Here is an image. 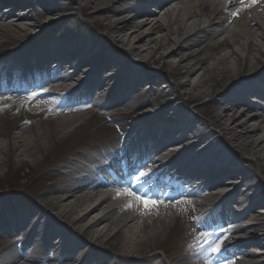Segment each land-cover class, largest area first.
Listing matches in <instances>:
<instances>
[{"label": "bare ground", "instance_id": "obj_1", "mask_svg": "<svg viewBox=\"0 0 264 264\" xmlns=\"http://www.w3.org/2000/svg\"><path fill=\"white\" fill-rule=\"evenodd\" d=\"M69 1L64 8L66 10L62 12L56 5L57 0H0L1 11L6 2L13 8H24L28 11L33 8L40 9L37 18L29 15L34 23H30L27 21L29 17H25L14 24L10 23L13 17L0 16V29L5 35L12 34L13 38L29 39L36 27L42 30L41 33L53 28L62 31L75 17L73 6L80 0ZM81 1L85 2L83 10L86 16L95 18L97 15L109 13L110 7L107 6L110 4L125 0ZM94 6L96 10L90 12ZM11 7H5V10L13 9ZM239 7V4L233 7L232 0H228L227 5L221 0H143L139 8L126 7L121 14L118 13L116 17L121 20L110 22L106 26L95 22L101 29H107L105 40L97 47L77 44L65 49L58 46L47 47L44 52H40L29 48L27 44L23 45L9 63V73L5 75L2 67L0 68V83L4 84V90L0 89V103H14L25 93L34 96L35 92H57L64 95L60 101L64 104L63 112L66 117L60 121L59 128L49 135L45 143L35 142L28 147L18 141V138H24L23 135L15 136L18 158L25 160L27 157L24 152H19L21 149L31 152L32 157L43 153L47 148L50 149L55 134L59 137L74 135L78 123L92 109L110 113L132 108L129 96L141 87L156 91L157 104L139 106L142 108L137 115H143L149 121L161 118L179 97L170 100L175 91L169 85L157 84V72L151 70L148 74H143V71L148 70L137 68L142 63L148 67L149 61L145 62L144 56L153 59L155 63H162L164 67L170 64L168 60L178 58L174 65L176 76L185 79L179 86L189 88L190 96H194L188 98L187 102L194 103L203 98L213 100L209 112L210 120L213 128L219 130L220 137L214 138L213 133L206 131L207 127L200 129L204 125L201 121L190 118L189 114L176 108L171 116V121L175 124L163 127L160 125L159 128L148 126L143 136L136 140V124L133 123L122 133L120 138L123 143L119 140L118 145L103 156L108 158L120 152L117 154L120 158H113L111 164H117L124 158L127 161L120 163L117 169L124 170L127 175L130 172L134 178L141 171L147 172L149 175L142 180L144 184H150L153 188L165 186L160 201L168 207L159 209H171L173 204L176 207L161 213L162 225L157 233L170 227L168 225L177 218L180 209L196 203L203 205L209 201L208 194H220L219 198L223 200L233 199L234 193H228L233 180L239 176L244 184L248 183L249 178L230 165H224L227 164L225 161L221 160L223 165L215 167L214 162L212 164L204 157L215 149L224 152L232 145L245 154L252 153L264 169V106L246 105V100L228 96L232 92L237 93L238 89L245 90L247 85L252 84L255 85L252 92L257 100L264 102V84L260 81L264 72L256 69L260 62V53L264 51V6L258 5L244 11L235 19L228 15L229 11H236ZM172 35L174 39L171 38ZM147 40L148 43L141 49L140 45ZM194 40L196 42L192 44ZM236 47L242 48L244 54L240 55ZM51 50H54V54L47 56ZM112 50L122 56L112 58L108 54ZM79 55L81 62L76 64L74 60ZM127 57L135 60L127 64ZM248 65L252 69L250 73L247 71ZM17 69L22 73L12 76L11 72ZM45 70L54 73L44 76ZM30 73L38 75L30 78ZM24 81H28V85ZM146 122L144 126L150 125V122L145 124ZM173 140H178L177 145H172ZM195 165L196 169L185 180L186 184H191L190 193L174 201L173 198L181 194L179 191H176L177 194L174 192L175 187L184 181L190 168ZM99 168L101 176H72L66 173V178L70 180L65 185L57 187L52 184L50 190L40 196L41 203L33 206L34 210L21 214V228L36 232L37 244L66 253L75 254L84 251L87 246L82 239L62 226L63 218H66V223L72 220L71 226L74 230L76 226L86 224L82 235L95 231V242L102 241L114 232V235L125 236L123 241L132 246L128 250L132 253L149 249H142L149 237L140 233L149 225V218L158 214L140 215L139 207L135 211H125L124 205L128 200L113 199L117 191L113 190V186L117 184L122 187V183L113 176L115 172L109 173L110 167L99 165ZM126 183L131 184V180L127 179ZM226 190L228 192L224 193ZM133 191L139 194L137 190ZM235 193L246 200H234L231 209H225V233L219 239L225 241L221 246V253L217 255L207 250L203 253L204 257L192 259L196 261L195 264H207L214 258H223L227 264H241L240 257L244 256V251L250 249L252 252L246 258L251 262L242 264H264V250H253L260 245L259 240L264 242V211L258 210L264 207V198L255 184L241 189L237 187ZM140 194L145 199L146 195ZM234 208L238 211H234ZM58 209L62 211V217H59L61 220L48 217V210L55 213ZM13 225V221L6 219L5 212L0 211V231H8ZM157 233L154 232V236ZM109 237L107 242L112 238ZM20 251L13 250L5 257L0 256V264H37L36 258H28ZM70 262H77L75 255L70 258ZM50 263L51 261H47L41 264ZM171 264L184 262L175 261Z\"/></svg>", "mask_w": 264, "mask_h": 264}, {"label": "rangeland", "instance_id": "obj_2", "mask_svg": "<svg viewBox=\"0 0 264 264\" xmlns=\"http://www.w3.org/2000/svg\"><path fill=\"white\" fill-rule=\"evenodd\" d=\"M69 2V0H58L57 6L63 12V10H66L64 8ZM130 3V0L112 3L110 6H107L110 7L109 13L90 18L86 16L83 10L85 2L80 0L77 5L73 6L75 17L70 20L66 28L64 27L62 31L53 28L45 33H41L42 30L36 27L32 30V38L30 37V39L25 37L13 38L11 36L12 34L5 35L0 29V59L15 53L26 43L30 48L32 47L33 50H44L47 47L53 48L56 46L65 49L68 46L77 44L97 47L105 40L107 29H101L95 22L98 21L106 26L110 22L113 23L121 20L117 19L116 16L118 13L121 14L124 8L130 6ZM4 6L3 4L2 7ZM94 8L96 7L94 6L90 12L96 10ZM32 14L34 18H37L39 11L35 10ZM27 21L34 23L32 19ZM236 29L238 28L236 27ZM36 36L37 38H34ZM171 38L174 39V36L172 35ZM31 39H33V41H30ZM148 41L149 40L141 44L140 48L143 49ZM195 42L194 40L191 43L194 44ZM256 42L260 43L259 41ZM238 49L240 55H243L244 50L242 48ZM108 54L112 58H119L122 56L115 50L109 51ZM144 57L145 62L149 61L147 62L149 64L148 67L146 68L142 63L137 70L147 69L148 71H143V74H148L151 70L157 72L156 75L159 77L157 79V84L164 86L169 85L175 91V94L170 97V100H174L177 96L179 97V100L169 108L164 116L153 122L151 121L152 125L158 126L161 122L171 119V116H173L172 112L176 108H180L183 113L189 114V117H196L195 119L204 124L199 127L200 129L207 127V132L213 133L214 138H219V130L213 128L210 120L209 112L213 100L203 98L198 102H187V99L191 97V90L179 86L185 79L176 76L174 65L177 63L178 58L168 60L170 64L164 67L162 63H155L153 59H149L147 56ZM200 57H202V55ZM134 60L133 58L127 57L125 62L129 64ZM259 60L260 62L257 64L256 69L264 72L263 50L260 53ZM74 61L76 64H80L81 55L77 56ZM149 67L151 69H148ZM251 70L250 65H248L247 71L250 73ZM195 79H197V77L194 78V80ZM260 81L264 84L263 76L260 78ZM244 93L246 94V92ZM237 94L238 92H232L229 94V97L233 96L235 98H240V94ZM59 96L60 95L55 93L43 92L32 96L34 97L32 100L26 99L20 102L15 101L14 103H0V107H5L7 109L3 113H0V211L14 212L15 209L19 213H22L34 210L33 206L41 203L42 200L40 196L45 191L50 190L52 184L57 185V187H62L70 180V178H66V173L74 176V172L90 170L88 164L90 165L91 159H101L100 156L103 152L117 146L120 139V131L122 129L124 130L127 125L129 126L135 123L136 130L144 131L145 126L143 124L148 119L143 118V115H137V113L140 112L139 109L142 108L139 106L145 105L149 107V105L155 106L157 104L156 91L141 87L140 90L130 94L132 108L127 111H119L118 113L117 111H111L107 114L97 113L95 115H93V113H88L83 117V120L78 123V127L76 126L77 128L74 130V135L70 137L60 135L59 137L55 134L53 146L50 149L47 148L43 153H37L35 157H32L31 152H25L26 150L21 149L19 152H24L27 157L25 160H23V158H18L16 144H14L15 136L23 135L24 138L22 140L18 138V141H22L26 146L28 145V147H30V145L35 142H47L46 139H48L49 135H51L55 129L59 128L60 121L66 117V113H62L60 108L54 103V100ZM191 98H194V96ZM22 104L25 106L22 107ZM196 105L198 106L197 108L195 107ZM128 112L134 113L131 117L132 120H129L130 117H127ZM149 122L148 120L145 124ZM80 125L82 126L80 127ZM221 142H219V144H221ZM218 151V149L211 151L206 158H211L215 161L223 159L225 162L231 160V167L239 170L249 178L248 183H244V185H257L258 191L261 192L264 198V169L262 164L257 160V157L252 153L245 154L232 145L228 146L223 153H219ZM68 153L76 156L75 159L74 157L71 160L67 159L69 161L65 162V164L58 163L61 158ZM237 199H240V197H233V200ZM230 204L231 202H229L226 207H229ZM171 209H158L160 213L157 216H151V218H149L147 221L149 225L140 233L142 235L145 234V237H149L148 241L146 240L147 243H145V247L142 249H149H141L142 251H136V253L128 251L132 246L125 244L123 241L125 236L123 235H114V232H112L109 235L112 237L109 242H107L110 238L109 236L103 238L102 241L95 242V231H91L88 235H82L87 226L86 224L78 225L74 230L71 226L72 220L66 223V221H64L66 218H63L62 226L67 227L70 232L82 239L83 243L86 244L87 247L83 249L84 251L75 255V257L80 260L81 264H171L175 261H182L184 264H195L196 261L192 259H195V257H204L201 251H203L205 247L210 246L212 242L220 235H223L225 231L223 230L222 233L219 234V227H214L221 226L220 223H217V218L208 221L209 227L211 226L213 230H206L204 227L205 225L201 226L200 222H202L204 215L210 214V210L192 208L180 209L177 218L168 225L171 230L168 231L169 228H167L166 231L157 233L162 225L161 213L170 211ZM47 213L50 218L54 217L55 219H60L59 217H62V211L59 209L55 211V213L50 212V210H48ZM101 229L99 230L102 231ZM154 232L157 233L156 236H154ZM197 237H200V242L198 244L196 241ZM29 239L28 231L22 228L19 229V231L10 229L9 234L3 237L0 236V256L15 250L16 245L19 243H28ZM205 241H207V243ZM87 242H90L91 246H89ZM259 243L260 245L253 250H264L263 240H259ZM193 245H195V247H193ZM41 249V247H34L28 249L27 252L30 256L37 257L38 261H40L41 258L49 260V256L44 255V258L42 254L44 250ZM96 253L100 255H96ZM249 253L250 251L245 254L248 255ZM50 256L57 260L58 253L51 254ZM242 258L246 260V263L251 262L248 257L242 256ZM69 262L70 260L65 258L60 259L59 264H70ZM41 263L37 262V264ZM207 264H209V262H207Z\"/></svg>", "mask_w": 264, "mask_h": 264}, {"label": "snow or ice", "instance_id": "obj_3", "mask_svg": "<svg viewBox=\"0 0 264 264\" xmlns=\"http://www.w3.org/2000/svg\"><path fill=\"white\" fill-rule=\"evenodd\" d=\"M222 3L228 4V0H221ZM236 4H239L240 7L236 9V11H229L228 15L233 19L238 18L240 13L250 10L256 6H264V0H232V6L235 7ZM28 100L34 99V97H28ZM24 107L25 105H21ZM7 109L5 107H0V113H3ZM149 175L147 172H139L135 175L133 180V186H138L145 176ZM113 199H127L128 203L124 205L125 211H135L137 207L140 208V215H151L153 213L159 214L158 209L160 207H168V205L164 204L162 201H156L151 199H144L140 195L135 194L132 188H121L116 191ZM184 203V202H181ZM173 208L176 207L175 204L172 205ZM197 244L200 242V237L196 238ZM207 243V241H205ZM225 241L219 240L215 242V244L211 247V252L213 254L221 253V246ZM195 247V245H193Z\"/></svg>", "mask_w": 264, "mask_h": 264}]
</instances>
